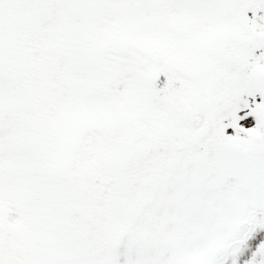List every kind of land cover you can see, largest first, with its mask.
<instances>
[{"label": "snow or ice", "instance_id": "1", "mask_svg": "<svg viewBox=\"0 0 264 264\" xmlns=\"http://www.w3.org/2000/svg\"><path fill=\"white\" fill-rule=\"evenodd\" d=\"M0 264H264V0H0Z\"/></svg>", "mask_w": 264, "mask_h": 264}]
</instances>
